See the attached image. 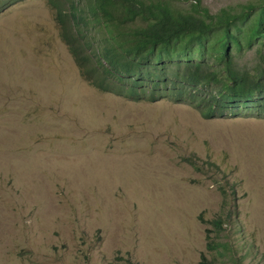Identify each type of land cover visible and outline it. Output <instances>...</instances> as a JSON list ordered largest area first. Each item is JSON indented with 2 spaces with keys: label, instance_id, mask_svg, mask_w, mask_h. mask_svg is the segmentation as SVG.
Here are the masks:
<instances>
[{
  "label": "rangeland",
  "instance_id": "obj_1",
  "mask_svg": "<svg viewBox=\"0 0 264 264\" xmlns=\"http://www.w3.org/2000/svg\"><path fill=\"white\" fill-rule=\"evenodd\" d=\"M257 49L234 50L236 64L261 63ZM251 112L100 90L48 1L16 0L0 12V264H264V117Z\"/></svg>",
  "mask_w": 264,
  "mask_h": 264
},
{
  "label": "trees",
  "instance_id": "obj_2",
  "mask_svg": "<svg viewBox=\"0 0 264 264\" xmlns=\"http://www.w3.org/2000/svg\"><path fill=\"white\" fill-rule=\"evenodd\" d=\"M15 1L0 0V12ZM47 1L62 40L96 88L134 100L169 97L205 117L247 110L264 117V59L243 69L234 54L256 45L264 56V0L215 14L199 0L185 11L160 0Z\"/></svg>",
  "mask_w": 264,
  "mask_h": 264
}]
</instances>
